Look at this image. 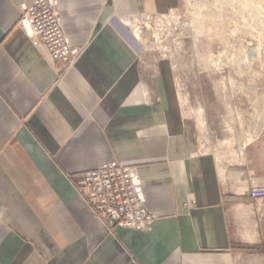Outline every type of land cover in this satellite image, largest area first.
Wrapping results in <instances>:
<instances>
[{
    "label": "crops",
    "instance_id": "1",
    "mask_svg": "<svg viewBox=\"0 0 264 264\" xmlns=\"http://www.w3.org/2000/svg\"><path fill=\"white\" fill-rule=\"evenodd\" d=\"M33 2L0 0V264H264V151L204 152L170 63L134 32L181 0H56L81 50L65 71L18 26ZM112 162L137 168L148 231L110 232L72 185Z\"/></svg>",
    "mask_w": 264,
    "mask_h": 264
},
{
    "label": "rangeland",
    "instance_id": "2",
    "mask_svg": "<svg viewBox=\"0 0 264 264\" xmlns=\"http://www.w3.org/2000/svg\"><path fill=\"white\" fill-rule=\"evenodd\" d=\"M132 23L155 61L170 63L204 152L226 161L249 146L264 151V0H181Z\"/></svg>",
    "mask_w": 264,
    "mask_h": 264
},
{
    "label": "built area",
    "instance_id": "3",
    "mask_svg": "<svg viewBox=\"0 0 264 264\" xmlns=\"http://www.w3.org/2000/svg\"><path fill=\"white\" fill-rule=\"evenodd\" d=\"M56 9V0H34L21 6L18 26L65 71L78 60L81 50L69 44ZM70 181L95 218L110 232L116 228L148 231L155 220L146 207L139 174L133 166L112 162ZM249 198L256 206L264 201V186L252 183Z\"/></svg>",
    "mask_w": 264,
    "mask_h": 264
}]
</instances>
